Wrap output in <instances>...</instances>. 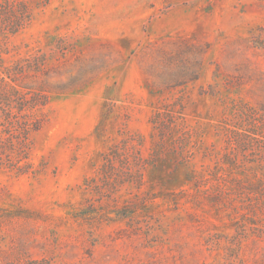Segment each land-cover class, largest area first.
<instances>
[{"label": "rangeland", "instance_id": "rangeland-1", "mask_svg": "<svg viewBox=\"0 0 264 264\" xmlns=\"http://www.w3.org/2000/svg\"><path fill=\"white\" fill-rule=\"evenodd\" d=\"M0 264H264V0H0Z\"/></svg>", "mask_w": 264, "mask_h": 264}]
</instances>
